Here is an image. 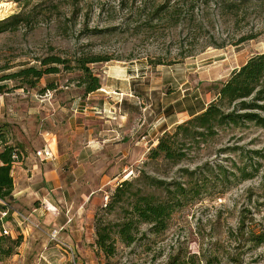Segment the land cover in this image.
Instances as JSON below:
<instances>
[{"label": "rangeland", "instance_id": "obj_1", "mask_svg": "<svg viewBox=\"0 0 264 264\" xmlns=\"http://www.w3.org/2000/svg\"><path fill=\"white\" fill-rule=\"evenodd\" d=\"M2 2L0 19L24 18L0 32V151L14 146L17 161L26 141L56 135L66 158L53 196L69 219L10 224L2 235L20 243L4 242L12 251L0 253V264H264V241L252 239L264 232V127H222L204 142L181 144L187 155L175 163L148 153L165 130L214 99L233 69L264 51V0ZM53 55L68 64L44 65L58 70L35 84L16 74ZM83 55L110 58L89 63L102 81L91 92L76 65ZM77 129L87 144L75 145ZM149 175L187 190L156 188ZM123 179L131 186L113 199ZM139 190L172 202L166 225L155 231L134 219L130 243L113 227L116 249L107 254L96 244L97 225L133 217Z\"/></svg>", "mask_w": 264, "mask_h": 264}, {"label": "trees", "instance_id": "obj_2", "mask_svg": "<svg viewBox=\"0 0 264 264\" xmlns=\"http://www.w3.org/2000/svg\"><path fill=\"white\" fill-rule=\"evenodd\" d=\"M20 1V0H18ZM231 7L249 2L251 0H227ZM24 18L23 12H18L0 19V32L12 29L18 26ZM110 58L102 55H83L76 59V65L82 71V80L85 84L84 92L97 90L102 85L100 77L95 75L89 63L107 61ZM59 62L64 65L68 64L67 60L53 55L50 58L41 60V66L49 63ZM161 61H157L160 63ZM58 67L44 66L37 68L36 66H26L16 72L17 75L24 76L30 84H35L37 79L43 73L54 72ZM35 77L34 81L29 78ZM216 97L210 100L203 108L194 111L190 116L178 122L173 130H165L159 137L157 144L149 149L150 158L164 157L171 162H178L184 158L187 153L180 149L183 143H192V141L201 143L206 141L205 136L217 133L218 130L225 126H239L247 122L264 127V51L251 54L247 60L240 66H237L229 73V77L221 81L217 87ZM20 155V152L14 146H5L0 151V198L7 199L13 192V175L11 167L16 160L14 155ZM187 174L192 171L185 169ZM246 174V171H243ZM246 178L247 175H242ZM131 181L123 179L118 182L115 189L113 199L121 196V191L131 186ZM148 183L156 188H164L168 192L176 194H184L187 188L179 183L173 191L170 188L171 182L149 175ZM131 206L133 217L126 218L119 222H108L97 225L96 244L107 254L114 253L116 247L114 243L109 242L111 231L116 227L121 238L126 243L132 242L134 235L132 229L136 225V221L151 223L155 231L162 230L166 225L167 218L172 208V202L169 199H162L152 192L139 190ZM111 200L107 205L111 207L117 200ZM137 219V220H134ZM253 234V233H252ZM258 238L257 242L264 241V232L252 235V239ZM11 242L14 245L20 243V238L9 239L0 234V253L7 252L12 249H5L4 242ZM10 248H13L12 246Z\"/></svg>", "mask_w": 264, "mask_h": 264}, {"label": "crops", "instance_id": "obj_3", "mask_svg": "<svg viewBox=\"0 0 264 264\" xmlns=\"http://www.w3.org/2000/svg\"><path fill=\"white\" fill-rule=\"evenodd\" d=\"M79 131L78 129L75 131L76 138L73 140L75 145L81 146L80 143L82 141L87 144L85 136L80 138L81 134ZM30 142L26 141L25 144L23 143L26 148L24 155L20 160L14 161L11 167L14 189L8 202H11L13 209L8 216V226L10 224L18 226L22 221H26L27 225H30V223H33L31 222L33 221L32 219L36 217L42 218L47 223L53 222L57 226L59 225L57 221L60 217L64 218L61 223L68 222V214L62 208V211L58 210V206L61 207L59 204L62 203L59 201V196H53L54 191L61 184V173L58 171V167L65 161L66 157L63 152L66 151V147H62L63 151L61 150V145L56 135L47 136L40 134L30 140ZM32 143L35 145L34 148H32ZM47 145L52 151V156L45 159L41 158V160L35 157V149ZM89 149L87 148V150ZM82 150L80 147L76 155H81ZM77 165H81V163L77 162Z\"/></svg>", "mask_w": 264, "mask_h": 264}, {"label": "built area", "instance_id": "obj_4", "mask_svg": "<svg viewBox=\"0 0 264 264\" xmlns=\"http://www.w3.org/2000/svg\"><path fill=\"white\" fill-rule=\"evenodd\" d=\"M36 157L41 158H48L52 156V151L49 145L41 147V149H37L35 151ZM16 159L18 158L17 155H14ZM108 195H105V199H107ZM12 205L6 199L0 198V234H10L9 227H8V216L12 211ZM27 219V218H26ZM30 220V219H29ZM32 222V221H31ZM56 231V230H55Z\"/></svg>", "mask_w": 264, "mask_h": 264}, {"label": "bare ground", "instance_id": "obj_5", "mask_svg": "<svg viewBox=\"0 0 264 264\" xmlns=\"http://www.w3.org/2000/svg\"><path fill=\"white\" fill-rule=\"evenodd\" d=\"M7 7H8L7 3H4V2L0 3V14H4Z\"/></svg>", "mask_w": 264, "mask_h": 264}]
</instances>
